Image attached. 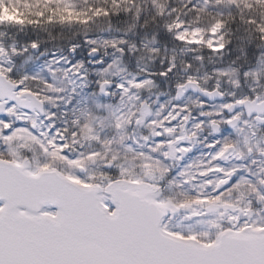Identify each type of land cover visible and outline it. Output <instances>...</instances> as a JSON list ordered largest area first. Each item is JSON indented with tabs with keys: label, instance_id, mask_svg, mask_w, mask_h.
Wrapping results in <instances>:
<instances>
[{
	"label": "snow or ice",
	"instance_id": "obj_1",
	"mask_svg": "<svg viewBox=\"0 0 264 264\" xmlns=\"http://www.w3.org/2000/svg\"><path fill=\"white\" fill-rule=\"evenodd\" d=\"M27 50L13 47L9 56L0 47V264H264V174L222 164L235 145L213 141L210 158L175 167L169 161L192 151L186 142L196 133L177 135L165 117L152 136L168 139L145 137L139 151L125 143L122 159L91 121L57 124L47 98L28 86L38 77L15 69L13 57Z\"/></svg>",
	"mask_w": 264,
	"mask_h": 264
},
{
	"label": "trees",
	"instance_id": "obj_2",
	"mask_svg": "<svg viewBox=\"0 0 264 264\" xmlns=\"http://www.w3.org/2000/svg\"><path fill=\"white\" fill-rule=\"evenodd\" d=\"M5 5L19 17L0 23V47L8 49L9 56L13 47L28 49L13 57L15 69L18 73L34 71L38 80H29L28 86L47 98L48 112L55 113L58 125L89 119L80 88L70 90V84L62 80L68 76L67 69L77 71L82 65L91 74V93L95 94L104 80L117 84L132 74H148L150 88L145 82L137 89L139 100H144V90L150 93V101H159L163 92L169 94L176 82H168L161 73L172 70L177 81L191 78L186 72L192 71L194 79L209 87L264 85V38L260 32L264 0H0V9ZM178 24L197 28L204 36L215 26L220 45L226 47L222 52L213 51L203 43L177 40ZM33 41L39 44L38 49H31ZM73 45L78 47L69 54ZM93 48L99 52V66L86 64L87 53ZM186 53L202 58L192 62L171 59V55ZM207 77L212 81L204 82ZM45 82L54 89L46 88ZM99 98L87 105L90 110L93 104L96 112V105L102 111L108 108L106 98ZM83 142L85 148H94V143Z\"/></svg>",
	"mask_w": 264,
	"mask_h": 264
},
{
	"label": "flooded vegetation",
	"instance_id": "obj_3",
	"mask_svg": "<svg viewBox=\"0 0 264 264\" xmlns=\"http://www.w3.org/2000/svg\"><path fill=\"white\" fill-rule=\"evenodd\" d=\"M183 27L186 26H182L181 28ZM183 42L194 43L187 39ZM172 57L173 55H171V59L173 60L180 59L190 62L202 58V56L196 53L177 54L174 58ZM97 59L92 61L86 60V64L96 65ZM164 73H166V80L168 82L172 81L176 82V84L172 87L173 90L168 91L169 94L163 92L158 97L159 101H150V93L145 90V94L142 95V99L144 100H139L140 96L137 89L143 87L142 84L145 82V85H148L150 76L145 74L136 77L132 74L127 77L132 78V84L130 85V81L128 92L123 94L124 97L117 90L112 91V88L116 84L111 82L112 85H108L106 88V91L110 92L108 98L111 95L112 98L110 100L108 98L106 99L108 108H104V111H102L101 106H95L97 112H99L97 114L94 110V104L91 110L87 105H90L93 100L96 101L99 96H102L99 90L101 83L98 84L97 88L99 95L98 93H91L92 87L88 85L91 83V74L88 77L90 81L86 82L87 70L82 65L79 69V74L83 77V83L80 86V99L84 102L85 115L89 118L83 120L91 121L97 133L103 139L113 140L114 142L111 145L112 150L118 152L123 159L126 154L124 149L125 143L131 144L133 148L139 151L140 146L146 143L144 140L145 137L149 138L147 143L151 144H154L159 139H168V137L152 136L154 131L161 130L158 126L167 117L171 123L165 121V126H175L177 135H180L182 130H185L189 134L196 133V136L190 142H186L193 146L192 151L186 154L179 164L175 161H169L171 165L182 167L190 163H195L200 159L206 160L215 151L214 149H209L207 145L213 141H219L221 144L227 143L235 145V148L228 153L226 161L221 162L222 164L225 166L242 167L246 171L250 170L254 175L264 174L260 172L261 169H264V154H261L264 153V122H261V119L258 118L264 117V85L244 87L227 85L224 88H216L201 85L197 79H194L196 76L192 71L186 72L187 75H191V78L187 76L182 81H177L173 78L174 70L164 71ZM203 81L209 83L212 80L207 77ZM187 82H195L201 89L207 91L216 89L221 97L219 99L209 100L197 93L183 89L182 96L177 100V87L183 86ZM136 85H140V87H136ZM165 85L166 82L164 81L163 88H165ZM125 98L127 99L126 102L124 101ZM238 100H245V103L237 104L236 101ZM225 105H231L233 111L229 113ZM45 109L48 111L46 104ZM218 113L220 115H217ZM91 115L94 116L93 119H91ZM229 115L238 117L233 122L234 127L224 124L225 119ZM173 117L175 119H172ZM138 121L140 122L138 123ZM153 121L156 122L155 125L152 124ZM201 121L203 122L201 128H195V125ZM118 122L123 124V127L120 129L116 127ZM213 122H215V127ZM216 127L221 128L219 133L216 132ZM93 145L94 148L86 149H99V145L96 143ZM217 147H219V144ZM238 154L241 158H238ZM127 155L129 161H131V154L128 153Z\"/></svg>",
	"mask_w": 264,
	"mask_h": 264
},
{
	"label": "rangeland",
	"instance_id": "obj_4",
	"mask_svg": "<svg viewBox=\"0 0 264 264\" xmlns=\"http://www.w3.org/2000/svg\"><path fill=\"white\" fill-rule=\"evenodd\" d=\"M18 17H19L18 12L16 10H13L12 8H10L6 5L1 7V9H0V21L1 22L16 21V20H18ZM194 29L198 30L197 28L183 27V28L179 29L177 34L184 36L185 39H187L190 42L195 41L196 43H200L199 41L203 40L206 42L203 44H206L208 47H209V45H211L213 43H215L216 45H220V42L216 36L213 37V36H211L210 33L208 36H204L200 30L199 31H193ZM5 58H7V57H5ZM32 72H34V71H31V73ZM65 72L68 74V76L66 75V79L62 78V80L66 81L67 83L70 84L71 87L69 89L70 90H76L75 87L80 88V86L83 83L82 75L79 74L78 71L71 72L70 69H67ZM89 74H90V72H89V70H87L86 79L84 78L86 82H89L91 79V78L88 79ZM131 80H132V78H125V79L121 80L119 83H117V84H123L124 89H127V91H124V89L117 88L116 87L117 84L112 88V91L117 90L122 95V97H124L123 94L128 92V86H129V83ZM90 84H88V85H90ZM131 84H132V81H131L130 85ZM77 90L80 91V89H77Z\"/></svg>",
	"mask_w": 264,
	"mask_h": 264
},
{
	"label": "water",
	"instance_id": "obj_5",
	"mask_svg": "<svg viewBox=\"0 0 264 264\" xmlns=\"http://www.w3.org/2000/svg\"><path fill=\"white\" fill-rule=\"evenodd\" d=\"M70 54H73V52L70 51ZM98 56V50L94 53L91 52V50L88 52V57L90 59H94ZM104 85V90L101 91V85ZM101 85H100V93L105 96V97H108L109 96V92L106 91V88L108 86V83H105L103 82ZM183 89H186V90H189V91H192L194 93H197L203 97H205L206 99H209V100H215V99H219L221 97L220 93L215 89V90H211V91H207V90H204V89H201L199 87V85H197L195 82H187L185 83L183 86H179L177 87V91H176V99L179 100L180 97L182 96V93H183ZM105 92L107 93V95H105Z\"/></svg>",
	"mask_w": 264,
	"mask_h": 264
},
{
	"label": "bare ground",
	"instance_id": "obj_6",
	"mask_svg": "<svg viewBox=\"0 0 264 264\" xmlns=\"http://www.w3.org/2000/svg\"><path fill=\"white\" fill-rule=\"evenodd\" d=\"M100 106V105H99Z\"/></svg>",
	"mask_w": 264,
	"mask_h": 264
}]
</instances>
